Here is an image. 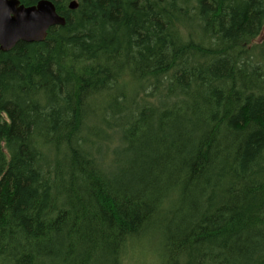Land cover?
Listing matches in <instances>:
<instances>
[{"label": "trees", "instance_id": "trees-1", "mask_svg": "<svg viewBox=\"0 0 264 264\" xmlns=\"http://www.w3.org/2000/svg\"><path fill=\"white\" fill-rule=\"evenodd\" d=\"M52 1L0 51V264H264V0Z\"/></svg>", "mask_w": 264, "mask_h": 264}, {"label": "water", "instance_id": "water-1", "mask_svg": "<svg viewBox=\"0 0 264 264\" xmlns=\"http://www.w3.org/2000/svg\"><path fill=\"white\" fill-rule=\"evenodd\" d=\"M69 0L68 9H75ZM65 18L56 11L52 0L24 5L19 0H0V51L10 50L18 41H43L52 26H63ZM264 33V27H263Z\"/></svg>", "mask_w": 264, "mask_h": 264}, {"label": "rangeland", "instance_id": "rangeland-1", "mask_svg": "<svg viewBox=\"0 0 264 264\" xmlns=\"http://www.w3.org/2000/svg\"><path fill=\"white\" fill-rule=\"evenodd\" d=\"M263 38L264 33L261 31L257 38L251 41L250 45L259 43ZM151 99L154 100L153 98ZM131 247H135L132 249L134 256L128 261V252L123 260L126 264H158V258L161 251V238L155 232H149L138 239L136 243H133V246Z\"/></svg>", "mask_w": 264, "mask_h": 264}]
</instances>
